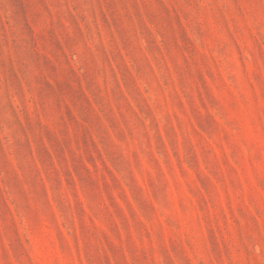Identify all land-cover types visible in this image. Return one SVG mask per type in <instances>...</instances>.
I'll use <instances>...</instances> for the list:
<instances>
[{
  "label": "rangeland",
  "instance_id": "obj_1",
  "mask_svg": "<svg viewBox=\"0 0 264 264\" xmlns=\"http://www.w3.org/2000/svg\"><path fill=\"white\" fill-rule=\"evenodd\" d=\"M0 264H264V0H0Z\"/></svg>",
  "mask_w": 264,
  "mask_h": 264
}]
</instances>
